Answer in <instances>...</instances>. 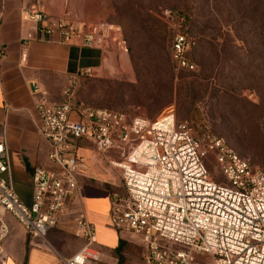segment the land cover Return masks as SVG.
<instances>
[{
	"label": "built area",
	"instance_id": "obj_1",
	"mask_svg": "<svg viewBox=\"0 0 264 264\" xmlns=\"http://www.w3.org/2000/svg\"><path fill=\"white\" fill-rule=\"evenodd\" d=\"M176 19L172 10L162 17L172 27ZM32 20L36 25L27 42L58 35L63 43L79 40L82 47L106 55L112 49L129 54L116 25L97 23L79 32L75 22L53 20L39 10ZM194 45L184 35L174 37L172 61L177 69L195 70L186 57ZM26 57L23 53L22 61ZM95 74L93 68H85L71 75L57 103L35 85L39 134L48 142L50 165L34 169L32 200L26 205L8 177L10 157L0 138V209L11 214L32 240L49 247V233L71 213L80 178L89 171L79 155L82 143L88 142L99 155L116 156L108 163L118 171L122 191L110 195V225L118 234L141 237L143 264H264V171L209 130L194 135L172 112L149 120L88 107L77 94L80 80ZM209 152L225 176L223 185L209 176L202 161ZM74 221V237L85 245L61 264H103L93 224L85 215ZM7 235L8 227L0 219V264L8 261L3 248Z\"/></svg>",
	"mask_w": 264,
	"mask_h": 264
},
{
	"label": "rangeland",
	"instance_id": "obj_2",
	"mask_svg": "<svg viewBox=\"0 0 264 264\" xmlns=\"http://www.w3.org/2000/svg\"><path fill=\"white\" fill-rule=\"evenodd\" d=\"M101 1L107 6L104 21L122 29L131 52L123 55L125 59L117 55L112 75L90 77L80 92L81 100L93 109L149 120L172 112L178 122L186 123L199 136L209 130L253 167L264 171V50L252 28L240 21L242 1ZM167 10L191 17L188 32L197 38L190 39L195 42L189 52L194 71L177 69L170 58L167 65L161 52L143 56V36L135 28L136 20L140 15H149L163 29L162 17ZM146 68L151 69L149 73ZM251 72L258 78L251 79ZM101 156L116 159L112 152ZM202 161L216 183H226L212 152L204 155ZM119 235L126 241L122 264H143L141 237L129 232Z\"/></svg>",
	"mask_w": 264,
	"mask_h": 264
},
{
	"label": "crops",
	"instance_id": "obj_3",
	"mask_svg": "<svg viewBox=\"0 0 264 264\" xmlns=\"http://www.w3.org/2000/svg\"><path fill=\"white\" fill-rule=\"evenodd\" d=\"M106 8L101 0H0V138L10 157L8 177L26 205L32 200L34 169L50 165L48 142L39 134L35 85L48 92L51 102H61L71 75L93 68L95 77H108L117 67V55L125 59L115 49L106 55L100 49L82 47L79 40L63 43L58 35L27 42L36 25L32 14L39 10L53 20L64 18L75 22L79 32H87L97 23H107ZM79 155L89 171L80 178L71 213L49 233V247L32 240L11 214L0 209V219L8 227L3 241L7 264H61L77 254L85 245L74 237V220L79 215H85L96 229L103 264H117L120 238L110 225V195L122 191L119 173L88 142L82 143Z\"/></svg>",
	"mask_w": 264,
	"mask_h": 264
},
{
	"label": "trees",
	"instance_id": "obj_4",
	"mask_svg": "<svg viewBox=\"0 0 264 264\" xmlns=\"http://www.w3.org/2000/svg\"><path fill=\"white\" fill-rule=\"evenodd\" d=\"M243 4V10L240 15V21L242 23H245L249 25L253 32L255 33V36L257 37L259 45L264 50V10L263 0H241ZM176 16V25L172 27L169 24L164 23L163 29L160 28L152 18L147 16H139V18L135 22V28L139 33L143 36V45H140L143 51V56H152L153 51L161 52L163 55H165V60L168 65V59L170 58L172 61V43L173 39L176 35H184L189 40L193 39L197 41V38H192L189 30V23H190V16L184 12L174 11L172 10ZM263 19V20H262ZM111 24V23H109ZM114 25V24H113ZM176 27V28H175ZM124 36V35H123ZM126 42L129 45V53L131 52V46L129 41L124 37ZM191 50V49H190ZM187 52L186 57L189 59V52ZM173 63V61H172ZM194 64L193 62H191ZM174 64V63H173ZM175 65V64H174ZM195 65V64H194ZM196 69V67H195ZM147 73L150 72L151 69H145ZM194 71V70H193ZM252 73V72H251ZM155 79L158 77V74H156ZM251 79L255 80V78H258L255 73H252L250 76ZM91 78H82L80 80L79 90L77 94V100L82 101L80 97V92L83 91V89L86 87V85L90 82ZM141 78H138L140 80ZM153 80L152 86H154V83L156 80ZM158 80H161L158 78ZM259 80V79H258ZM257 80V81H258ZM223 88H228V85H220ZM172 93V92H171ZM171 97V94H170ZM171 100V99H170ZM170 102V101H169ZM112 111V110H110ZM178 122V121H177ZM180 123V122H179ZM192 130V129H191ZM193 132V131H192ZM194 135L199 136L198 133L193 132ZM119 245L115 251V258L117 260V264L123 263V255H125L126 250V241L123 240L122 235H119Z\"/></svg>",
	"mask_w": 264,
	"mask_h": 264
}]
</instances>
